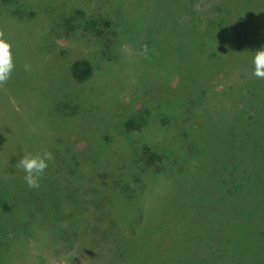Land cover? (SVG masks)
<instances>
[{
  "label": "rangeland",
  "instance_id": "1",
  "mask_svg": "<svg viewBox=\"0 0 264 264\" xmlns=\"http://www.w3.org/2000/svg\"><path fill=\"white\" fill-rule=\"evenodd\" d=\"M152 2L0 0V264H264V0ZM140 142L169 152L163 172L135 177ZM26 150L54 157L38 189Z\"/></svg>",
  "mask_w": 264,
  "mask_h": 264
},
{
  "label": "trees",
  "instance_id": "2",
  "mask_svg": "<svg viewBox=\"0 0 264 264\" xmlns=\"http://www.w3.org/2000/svg\"><path fill=\"white\" fill-rule=\"evenodd\" d=\"M145 1L146 0H144V2ZM150 1H151L152 5H154L155 2L153 3L152 0H149V2ZM105 2L106 1H103L101 3L100 7H99V5L96 6V7H98V9L95 12L96 15L94 16V19L99 18V19L107 22V24H109V23L115 24L117 22V19L119 16L118 9L116 7L110 5V4L105 3ZM152 5L149 4V5H147L148 7L143 6V10H149V8ZM174 12L176 13V15L178 17H180L184 12L183 4L178 6L177 10L175 9ZM77 13H78V9L75 10L71 15H69V17L64 18V23L68 24L67 27L69 29L75 30L79 26L82 28L83 23L78 24L76 22L77 25L73 24V21L77 17ZM211 25H212V22L209 21L207 26H206V31H207L206 35L212 39V38L217 37V35L221 32H215L214 27H212ZM215 25L216 24H213V26H215ZM225 29H226L228 39H229V35L235 29V24L232 22V24L230 25V22H229V26L228 27L225 26ZM88 30L90 31L89 28H88ZM108 35H112V34H108ZM223 38H226V35L224 33H223ZM205 42L206 41H204V44H205ZM224 42L226 43V39ZM223 47H225V45ZM69 69H70L71 76L76 81H81L83 79H86L87 76L90 74V66H89L88 62L84 59L73 60L70 63ZM132 147H133V150H132L131 156L134 159L135 165L137 166L136 172L139 173V174H136V176H135L136 178L140 177V175L142 173H159V172H163L167 168V166H168L167 164L169 163V159H168L169 152L168 151L162 150L158 147L155 148L153 146H150V145H148L146 143H142V142L134 143ZM134 174L133 175L131 174V178L134 176ZM230 179L232 181V185H234L232 187L233 189L239 187V186H237V184L239 183V181L241 179L240 180L237 179L234 174H231ZM116 180H119V179H116ZM125 182L126 181H124V178H123V181L118 184V187L122 183L127 188V185L125 184Z\"/></svg>",
  "mask_w": 264,
  "mask_h": 264
},
{
  "label": "clouds",
  "instance_id": "3",
  "mask_svg": "<svg viewBox=\"0 0 264 264\" xmlns=\"http://www.w3.org/2000/svg\"><path fill=\"white\" fill-rule=\"evenodd\" d=\"M252 63L254 65L253 75L258 79H264V47L253 51ZM15 68L12 53V45L5 38V33L0 30V87L7 84ZM24 70L30 72V64L24 65ZM54 159L50 151L43 153H32L25 151L17 163V167L24 173L23 179L29 188L38 189L41 178L49 166V161Z\"/></svg>",
  "mask_w": 264,
  "mask_h": 264
}]
</instances>
